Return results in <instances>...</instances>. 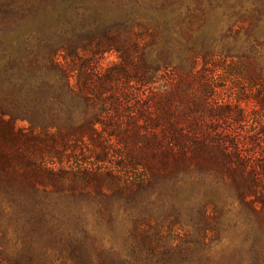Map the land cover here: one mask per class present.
Listing matches in <instances>:
<instances>
[{
    "label": "trees",
    "instance_id": "trees-1",
    "mask_svg": "<svg viewBox=\"0 0 264 264\" xmlns=\"http://www.w3.org/2000/svg\"><path fill=\"white\" fill-rule=\"evenodd\" d=\"M187 9L178 0H0V212L6 199L54 228L56 214L94 193L109 196L105 188L129 196L203 169L234 178L243 199L264 211V124L250 142L260 146L258 163L214 125L255 112L242 99L216 104L221 74L209 67L214 59L221 73L262 79L264 40L253 32L246 51L236 40L216 51L199 42V15ZM242 22L262 28L264 9ZM109 53L118 61L103 65ZM159 70L163 89L151 85ZM79 150L110 162L108 171L72 172L63 151ZM0 264L22 263L0 248Z\"/></svg>",
    "mask_w": 264,
    "mask_h": 264
},
{
    "label": "rangeland",
    "instance_id": "rangeland-1",
    "mask_svg": "<svg viewBox=\"0 0 264 264\" xmlns=\"http://www.w3.org/2000/svg\"><path fill=\"white\" fill-rule=\"evenodd\" d=\"M178 5L184 13L190 8L199 15L195 35L216 51L232 47L235 40V49L246 51L253 32L264 40L263 23L259 29L242 22L252 10L264 9V0H178ZM117 61L115 53L102 59L103 65ZM209 64L212 74H221L213 81L214 102L234 106L242 99V107L255 112L238 123L219 117L214 125L231 131L243 152L261 163L255 157L260 146L250 142L264 124V104L260 105L264 77L254 80L237 69L221 73L214 69L221 65L214 59ZM161 73L151 80L157 89H163ZM63 156L72 172L87 166L104 172L110 167V162H95L91 151H63ZM105 193L110 195L101 198L94 193L76 211L55 213L60 221L54 228L39 224L29 208L4 199L0 248L6 260L22 264H264V211L243 199L234 178L203 169L159 178L153 187L129 196L107 188ZM59 210L63 212L62 207Z\"/></svg>",
    "mask_w": 264,
    "mask_h": 264
}]
</instances>
